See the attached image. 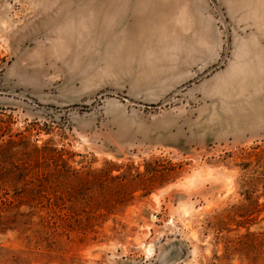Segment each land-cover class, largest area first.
Masks as SVG:
<instances>
[{"label":"rangeland","instance_id":"1","mask_svg":"<svg viewBox=\"0 0 264 264\" xmlns=\"http://www.w3.org/2000/svg\"><path fill=\"white\" fill-rule=\"evenodd\" d=\"M0 264H264V0H0Z\"/></svg>","mask_w":264,"mask_h":264}]
</instances>
